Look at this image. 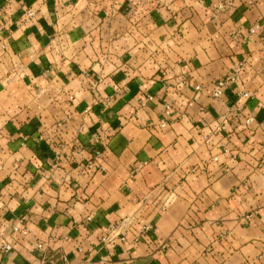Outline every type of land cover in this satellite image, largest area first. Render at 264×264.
I'll return each mask as SVG.
<instances>
[{"label": "crops", "instance_id": "1", "mask_svg": "<svg viewBox=\"0 0 264 264\" xmlns=\"http://www.w3.org/2000/svg\"><path fill=\"white\" fill-rule=\"evenodd\" d=\"M218 1L0 0V264H264V0Z\"/></svg>", "mask_w": 264, "mask_h": 264}, {"label": "built area", "instance_id": "2", "mask_svg": "<svg viewBox=\"0 0 264 264\" xmlns=\"http://www.w3.org/2000/svg\"><path fill=\"white\" fill-rule=\"evenodd\" d=\"M198 2L202 3V0H198ZM231 5H232V1L231 0H223V1L216 2L215 5L212 8V11H213L212 15L216 16L218 13L223 11L226 7H230ZM33 16H34V11L29 10V11H27V14H26L24 20L25 21H29L31 18H33ZM253 31L254 30L251 29V32H253ZM242 70H243V65L239 64V65H237L235 71H233V72L229 73L228 75H226L225 77L219 79L212 87L211 96L213 98H219L223 94V91H224L225 87L227 86V84L229 82H233V81H236V80L239 79V75H240V72ZM195 88L199 89L198 86H196ZM242 96L245 97V98H248L249 94H248V92H244V93H242ZM188 104L190 105L189 102H188ZM170 110H171V105L170 104H165V106L163 108V112L165 114H169ZM240 111H241V107L234 108L232 111H230L229 115L226 116V118L227 117H229L230 119L238 118V114H239ZM69 119H70V116L66 115L65 122L69 121ZM254 121H255L254 117L249 114V115L242 116L241 119H239L237 121L238 125L235 124V123H230V127L231 128H240L242 130H251L253 128ZM161 126L164 127V124H161ZM225 127H226L225 123H223L219 127V129L220 130H224ZM203 138H204L206 143L209 142V137L208 136H203ZM56 160L57 161L59 160L58 156H57ZM216 160H217V157H214L213 161H216ZM55 168H57V167H55ZM101 169L104 170L103 167ZM191 171H193V170L191 169ZM85 220H87V221L90 220V216L86 215L85 216ZM131 220H132L131 218H125L124 220H121L120 222L111 225L109 227L107 235L105 236V238L103 240L106 239V241H108V243H110L112 245L114 243L113 242L114 239L121 240V241L125 240L126 229H128V227L130 226V221ZM8 227L11 229V231L20 233L23 236H26L29 233L28 230L25 227L24 228H20L17 224H14L12 222L8 223ZM149 229H150V226L149 225H145V226H143L142 232L146 233ZM35 245H36V248L42 249L43 246H44V243L41 242V241H38V242H36ZM12 247H13L12 243L8 242V241L0 244V249L2 251H4V252L9 251L10 249H12ZM61 259L63 261V264H69V261H68V259H67V257L65 255H63L61 257Z\"/></svg>", "mask_w": 264, "mask_h": 264}]
</instances>
